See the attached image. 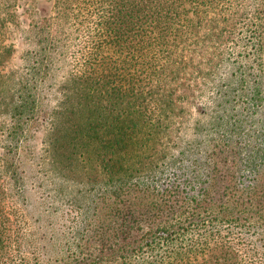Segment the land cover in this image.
Returning <instances> with one entry per match:
<instances>
[{
    "label": "trees",
    "instance_id": "obj_1",
    "mask_svg": "<svg viewBox=\"0 0 264 264\" xmlns=\"http://www.w3.org/2000/svg\"><path fill=\"white\" fill-rule=\"evenodd\" d=\"M50 2L4 73L0 0V264H264V0Z\"/></svg>",
    "mask_w": 264,
    "mask_h": 264
},
{
    "label": "rangeland",
    "instance_id": "obj_2",
    "mask_svg": "<svg viewBox=\"0 0 264 264\" xmlns=\"http://www.w3.org/2000/svg\"><path fill=\"white\" fill-rule=\"evenodd\" d=\"M25 3L26 4L21 3V5L17 8L16 10L17 19L15 20L14 24H10L8 26L9 28L7 32H5V38L3 40V43L6 45L11 44L12 50L10 51V55H8L7 58H4L2 61L1 70H3L2 72L4 73L13 72L18 69L17 52L19 49L20 28L23 26V24L27 22V19H28L27 13L19 14L18 11L22 12L24 8L32 7L33 11H35L38 15H46V14H49L50 11L52 10V6H50L51 5L50 0L48 1L46 0H25ZM193 84H195L193 87L195 89L192 88L189 91H187L185 90V88H182V92H183L182 94H184L186 98H182L180 105H178V108L182 109L183 111V113L181 114L182 116L181 124H183L185 120L187 119L188 112H190L192 115L200 114L201 105L203 103H206L204 105H207L212 96V90L210 89V84L206 82L205 77L199 76L193 81ZM49 96H50L49 101L47 102V105L45 106L44 112L41 114L42 123H45V124H47L48 114L51 108L55 106L56 99L58 98V96H56V92L52 93ZM3 107H4V104L2 102L0 104V126H2L5 121L6 107L5 108ZM177 141L180 143V136L179 138H177ZM61 184H65L66 186L64 194L61 196L59 200V202H61L60 205L64 207V206H67L66 205L67 204V192H69L70 194H73L69 190L71 189L70 187L72 186V184L69 185L70 187L67 186L68 185L67 177L66 179H64V182ZM53 186H55V183H53ZM30 188L32 192H36L35 202L36 201L39 202L40 201L39 192L41 191L40 188L36 185H34L33 187L30 186ZM75 195L76 197H80L81 192L75 191ZM65 210H67V208ZM41 218L45 221L48 219V216L46 214H42Z\"/></svg>",
    "mask_w": 264,
    "mask_h": 264
}]
</instances>
